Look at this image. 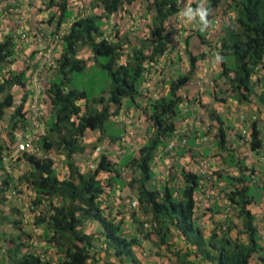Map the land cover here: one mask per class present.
Listing matches in <instances>:
<instances>
[{"label":"trees","instance_id":"1","mask_svg":"<svg viewBox=\"0 0 264 264\" xmlns=\"http://www.w3.org/2000/svg\"><path fill=\"white\" fill-rule=\"evenodd\" d=\"M133 1L92 0L93 12L77 16L62 38L63 51L55 58L56 71L47 81L45 89V100L48 99L50 105L48 114H51V119L44 118L46 133L35 141L34 149L12 158V165L26 163L28 167L18 180L10 174L2 175L6 170L3 159L15 152L18 132H25L29 125V115L25 109L30 96L28 85L31 78L27 76V70L37 65L33 54L26 63L27 66L19 73L12 69L5 71L9 65L16 63L19 49L13 37L8 36L0 41V121L4 120L7 109L15 104L14 87L23 91L21 103L11 116L7 137L3 138L0 132V203L5 201V193L13 187L18 189L24 183L31 188L37 194L36 204L48 207L36 218L34 225H45L49 231L52 230L48 238L61 251L57 259L51 257L50 260H43L26 250L27 244L23 236L29 240L30 235L23 232L14 236L0 230V243L10 245L5 252H2L0 246V264H87L98 255L100 249L107 253L114 250V255L122 262L138 263L134 248L140 244V240L127 234L123 221L112 219V213L107 212L110 207L106 204L114 193L113 190L126 187L137 190L140 210L145 215L152 214L144 222L137 217L136 211L130 212L137 225L136 229L144 239H149L151 235L156 237L155 247L166 246L170 249L175 231L183 234L188 243L197 246L199 253L212 264H250L256 253H261L264 264V247L260 244L255 216L247 209L253 199L248 197L249 190L246 185L233 191L230 199L238 205V215L244 219V230L239 235H247V244L239 238L233 240L229 237L231 224L227 225L226 231L222 224L219 225L208 241L204 238L203 230L195 220V196L200 189H205V180H209L204 177L206 175L183 169L180 174L185 180L184 186L171 187V181L174 180L171 173V179L166 180L163 187L158 188L154 184L153 164L160 151L168 147L167 140L176 134L174 119L179 113V104L183 101L178 93L192 80L199 61L205 58L203 52L196 54L192 50L189 40L186 41L185 52L189 62L188 72L179 73L176 80L170 81L168 96L160 95L155 100L151 99L148 107L141 108L152 124L153 131L140 148L139 157H130L118 164L102 153L97 158L95 170L88 172L82 171L73 160L75 154H83L89 149L84 142L88 131L101 132L98 144L106 137L112 143L121 139V133L112 135L109 131L111 118L120 115L126 98L137 103V98L143 92H140L143 81L153 69H158L159 62L169 52L171 33L166 24L182 8L178 0H141L142 4H147L146 11L153 13V22L149 27V34L139 40L140 43L133 44L131 52L128 50L131 43L125 44L122 41L121 33L116 30L118 27L112 32L107 30L108 26L111 27L112 17ZM55 3L50 0V5H55L60 12V20L56 22L59 32L72 11L70 13L69 0H58ZM221 3L222 0H208V20ZM95 9L99 11L94 12ZM228 10H231L235 18L225 24L220 37L221 45L218 49L224 58L220 62L221 77L225 79L232 97L238 103L264 105V0H229ZM198 37L201 46L208 43L206 32L201 31V26ZM85 47L92 51L95 61L106 71L110 82L109 89L105 92L108 96L101 95L93 102H90L87 92L72 87V73L86 72L88 69L87 61L78 57L80 50ZM99 57L103 61L99 62ZM173 60L170 59L169 63H173ZM259 86L262 87L260 91ZM84 101L85 106H81L79 102ZM98 105L100 106L97 107ZM210 115L223 125V120L216 111H211ZM253 137L258 138L257 131ZM219 138L222 145L226 143L222 129ZM53 152L65 157V165L70 172L65 180L59 179L55 165L57 162L50 157ZM123 168L131 170L128 181L122 177ZM101 176H105L106 181ZM241 180L243 181V177ZM176 193L179 198L175 197ZM56 200L60 201L59 204L55 203ZM8 220L7 216L0 214V227ZM89 221H97L102 227L98 236L84 231ZM98 242L104 246L99 247Z\"/></svg>","mask_w":264,"mask_h":264},{"label":"crops","instance_id":"2","mask_svg":"<svg viewBox=\"0 0 264 264\" xmlns=\"http://www.w3.org/2000/svg\"><path fill=\"white\" fill-rule=\"evenodd\" d=\"M57 1L54 0V3ZM83 2L82 0H69V9L72 14L57 32L56 22L60 20V12H58L55 5H50V0H0V41L8 36L13 37L19 49L16 63L9 65L5 71L12 69L19 73L24 66H27L26 63L29 61L30 56L35 55L34 62L37 66H32L27 70V76H30L31 79L28 85L30 96L26 108L30 105V102L34 103L33 97L37 96L40 91L39 85L37 83L33 84L31 80L44 78L48 81L54 75L56 71L54 68L55 58L59 57L63 51L62 38L76 21L77 16L91 13L88 9L89 3L84 2L86 6H83ZM86 7L88 10H85ZM52 16H54V19H52ZM194 27L196 26L194 25ZM197 28L191 32L190 47H192V44L196 47V44H200L198 37L200 25ZM38 32H43L46 39L38 41L35 38ZM84 49L92 53L88 47ZM200 49V53L203 52L205 58L199 61L198 69L192 80L178 93L183 101L179 104V113L174 119L176 134L167 140L168 147L160 151L153 164L154 184H157L158 188L163 187L164 182L171 179V173L174 180L171 181L170 186L174 188L184 186L185 180L180 174L183 169L199 175L213 174V177L204 176L209 179L205 180V189H200L195 196L197 202L195 220L202 228L204 238L207 241L216 227L222 224L224 229L227 228L228 224H231L229 237L233 240L239 238L247 244V235H239V232L244 230V219L238 215V205L230 199L233 191L246 185L249 190L247 195L253 199L247 209L255 216L260 244L264 247V150L259 148L258 138L254 137L250 144H244L240 137V115L244 113L250 116L260 111L264 121V105L248 102L238 103L232 97L230 87L226 84L225 79L221 77V63L216 64L213 62L215 55L220 52V48L216 50L212 43L208 42L206 45H202ZM43 54H48L51 58L48 66H45L44 61L41 59ZM173 59V63L168 62L167 64V60L164 58L159 64L165 63L167 69L172 66V69L177 73L176 76L172 78L164 77V75L160 76L159 73L151 72L141 85L143 92L137 103L130 102V98L125 99L124 105L126 104L129 107L121 110L118 116H122L126 112L127 116L130 117L128 119L130 123L127 122L128 126H123L128 133L129 141L127 144L124 143L125 137L122 135L121 139L115 143L106 140L109 142L106 154L112 162L116 163L118 161L117 163L120 164L126 154L139 157L140 148L147 142L151 131H153L152 124L144 116L145 114L141 108L148 107L151 99L155 100L160 95L161 97L168 96L170 81L176 80L179 73L186 74L178 71L179 67L176 65V59L174 57ZM165 72L169 73V71ZM262 74L264 75V71ZM155 85L161 87V93H159L160 90L153 92ZM260 88L262 87H258L259 91ZM187 89H189V92L186 91ZM13 91L15 103L16 91L20 96L19 101L21 103L23 91L19 87H14ZM145 94L147 95L145 96ZM142 97H145V99ZM44 98H46L45 93L40 96L39 101L35 104L38 105L39 102V106L43 108L45 117L48 120L51 119V114H48L50 105L48 99L45 100ZM211 111H216L217 115L222 118V126L211 118ZM118 116L115 118H118ZM113 122L118 124L117 120ZM220 129L223 130L226 138V143L223 145L221 144V138H219ZM89 132L93 136L86 139ZM100 136L101 132L99 130L88 131L85 134L84 142L89 149L83 154L78 153L73 156V160L82 171L88 172L89 160L85 159L84 156L90 153L91 146L94 143L98 144ZM134 142L140 143L138 149H136L137 145H133ZM170 144L177 145L175 149L171 150ZM92 155L95 157L94 154ZM50 157L57 162L55 165L59 179H67L70 172L67 165H65V157L56 153L51 154ZM117 158L118 160H116ZM27 168L26 163L13 164L9 174L18 180ZM123 169L125 170V180H130L131 177L128 176L131 170L128 168ZM5 174H8L6 170L2 175ZM230 177L233 180H228ZM241 177H243V181ZM132 191L134 190L129 187L122 190L114 189V193L106 205L110 207L107 212L112 213L111 218H117L118 221L122 220L125 232L140 240V244L134 248L138 263L122 262L114 255V250L107 253L105 250L100 249L98 255L93 260H89L87 264H212L199 253L197 246L188 243L183 234L179 232H173V246L170 249L166 246L155 247L154 243L157 242V239L154 235H151L149 239H144L140 231L136 229L137 225L131 213L136 211L137 217L144 222H147L146 220L151 218L152 214L145 215L139 206H135L137 208L133 207L134 203L138 202V197L137 193L134 194ZM4 197L5 201L0 203V214H4L9 220L1 225L0 230L14 236L25 232L31 237L28 240L23 236V240L27 244L26 250L36 254L43 260H50L51 257L57 259L61 251L48 238L53 231H49L45 225H34L36 218L44 213L45 208H48L36 204V192L22 183L18 189H14V187L11 190L9 189ZM175 197L179 198V194L176 193ZM210 198L211 201H208ZM59 202V200L55 201L56 204H59ZM9 216L13 219H10ZM17 222H19V225H16ZM91 229L92 231H89ZM101 230L102 227L97 221H89L84 228L86 233L95 236H98ZM224 230L226 231V229ZM146 231L148 230L146 229ZM100 244L102 245V243ZM0 246L2 252L10 248L9 243L5 242H1ZM91 254L93 255V251H91ZM250 264H263L261 253L254 254Z\"/></svg>","mask_w":264,"mask_h":264},{"label":"rangeland","instance_id":"3","mask_svg":"<svg viewBox=\"0 0 264 264\" xmlns=\"http://www.w3.org/2000/svg\"><path fill=\"white\" fill-rule=\"evenodd\" d=\"M83 1L92 3V0H82V2ZM84 2H83V6H86ZM207 2L208 0H190L191 6L193 8L197 7L201 3H203L204 6L206 7ZM183 3H189V0H183ZM228 4H229V0H222V3L220 4L218 10L213 15H211L209 18V21H210L209 27L206 30H204V32H206L208 42H211L212 46L215 47L216 50L220 48V45H221L220 37L223 34V27L225 26V24H229L231 21L234 20L233 18H235L231 10H228ZM180 5L181 7L183 6L181 3ZM146 6L147 4L146 3L142 4L141 0H134L131 4H126L124 8L121 10V12L118 15H116L111 21L112 26H114V28L111 29V32L114 31L116 27H118V29L116 30L121 33L120 35H121L122 41L125 44H127V42L131 43L130 45L131 48L128 49L130 52L134 48L133 44H137V42L140 43L139 40L144 39L146 35H148L150 32L149 27L152 25V22H153L152 21L153 13L147 12ZM194 25L196 27H194ZM199 25L200 24L198 23V20L193 21L191 23H186L183 18L178 16V14L174 16L173 18H171V20L166 24L168 31L171 33L170 46L168 50L169 52L167 53V55H165V60H167V64L169 60L174 57L176 59V65L179 67V71L183 70L185 73L188 72L189 62H188V56L185 53L186 52V41L190 40L191 32L193 30L198 29L197 26ZM196 45L198 46V49L196 46H193V44L191 48L198 54L200 53L201 45L200 44L199 45L196 44ZM78 57L80 59H84L87 61L88 69L86 72H73L72 73V77H71L72 87L80 91L87 92L90 102H93L94 99H97L101 95L106 96L107 93L105 92L108 91L109 85H110V82L107 79L108 77H107L106 71L100 68L99 64L94 59V55L92 53L87 52L85 49L80 50ZM101 61H103V59L99 57V62ZM165 71H169V73ZM152 72L159 73L160 76L164 75V77H171V78L173 76H176L177 74L175 70L172 69V66L169 67V69H167V65L165 63H163L162 65L159 64L158 69L157 70L153 69ZM141 89L142 87L140 86V92L142 91ZM157 90H160L159 93H161V87L155 85V89L153 92H156ZM186 91L189 92V89H187ZM146 95L147 94H145V96ZM142 98L145 99V97H142ZM19 99H20V96H18L17 91H16V103L14 104L12 108L7 109V113H6L4 120L0 121V132L3 135V138H6L8 135L11 116L16 106L20 103ZM138 100H139V97L137 98V101ZM79 104L81 106H85V101L79 102ZM99 106L100 105H98L97 107ZM126 107H129V106L125 104L124 108L126 109ZM128 119H130V117H128L126 112H124L122 116H118V118L114 117L109 122L111 126L109 131L111 132V134L116 135V134L121 133L120 135L125 137V140H123V142L126 144L129 141V137L127 136L128 133L124 127L126 125L128 126V123H130ZM115 120L118 121V124L113 122ZM23 133L24 132L19 131L18 137L23 136L24 138ZM92 136H93L92 133L89 132L88 137L86 139H90ZM106 140H110V138L106 137L105 140L102 142L103 146L107 148L109 142H107ZM133 145H137L136 149H138L140 143L134 142ZM99 146H101V144L94 143V145L91 146L92 153H87V155H89L90 157H88L87 155L84 156L85 159L89 160V163H93V162L97 163V158H99L100 155H96L95 157H93L92 154L96 151V149ZM106 148L101 152V154L102 153L106 154V152L108 151V149ZM52 154H54V152ZM126 155L121 160V162L127 161V158L133 157L132 156L133 154H129L127 155V157ZM116 160H118V158ZM124 173H125V170L122 171V177H124ZM101 177L106 181L105 176H101ZM128 177H131V173ZM134 191L132 192L136 194L137 190H134ZM9 218L13 219L10 216ZM89 231H92V229ZM97 244L99 245V247L102 246L100 242H98Z\"/></svg>","mask_w":264,"mask_h":264},{"label":"built area","instance_id":"4","mask_svg":"<svg viewBox=\"0 0 264 264\" xmlns=\"http://www.w3.org/2000/svg\"><path fill=\"white\" fill-rule=\"evenodd\" d=\"M35 38L38 41H43L46 39V35L43 32H38ZM41 59L44 61L45 64L50 63V60H51L48 54H43L41 56ZM34 83H37L39 85L40 91L38 92L37 96L33 97L34 103L30 102V105L27 106V111L29 112L31 116V124L26 129V132L24 134L25 137L23 138V136H21L19 138L15 153L3 159L5 167L8 170H10L9 165L12 161V158H15V156H17L18 154L34 149L35 141L40 136L45 135V131H46V125L44 122L45 113H44L43 108L39 106L40 105L39 102H38V105L35 103L39 101L40 96L44 95L47 81L44 78H38L37 80L33 79V84ZM241 119H242V127L240 129V134L242 137V142H244L245 144H250L252 141V137L255 133V126H258L257 133L259 136V143H260L259 145H260V149L264 150V122L260 119V116L258 114H255V115L250 116L249 119L242 116ZM174 147H175V144L170 145L171 149H173ZM104 149H105V146L103 145L99 146L96 149L94 155L95 156L101 155V152ZM97 163L96 162L89 163L88 170H91V171L94 170L97 167ZM205 175L208 176V174H205ZM137 205L138 203L135 202L134 206H137Z\"/></svg>","mask_w":264,"mask_h":264},{"label":"clouds","instance_id":"5","mask_svg":"<svg viewBox=\"0 0 264 264\" xmlns=\"http://www.w3.org/2000/svg\"><path fill=\"white\" fill-rule=\"evenodd\" d=\"M178 2L179 3H181L183 6H182V8H181V10L178 12V16L179 17H181V18H183L184 20H185V22L186 23H191V22H193V21H197L198 20V23L200 24V26H201V31H204V30H206L208 27H209V24H210V21L208 20V17H209V15H210V11H209V9L207 8V7H205L204 6V4L203 3H201V4H199L197 7H195V8H193L192 6H191V3H190V0H189V3H183V0H178ZM146 3V2H145ZM88 9L91 11V13L93 12L92 10H91V3H89V6H88ZM87 9V7L85 8V10H88ZM99 10L98 9H95L94 10V12H98ZM121 12V11H120ZM90 12L88 13V14H91ZM119 14V13H118ZM117 14V15H118ZM116 16V15H115ZM115 16H113L112 17V19L115 17ZM112 19H111V21H112ZM111 21H110V25H111V27L110 28H108L107 30H109V31H111V29L112 28H114V26H112V24H111ZM165 58V57H164ZM223 56H221L219 53H217L216 55H215V58H214V63H216V64H218V63H220V62H222L223 61ZM163 60V59H162ZM31 81H33V80H31ZM46 85H47V83H46ZM15 111V110H14ZM25 111H27V108L25 109ZM28 112V111H27ZM255 114H258L259 116H260V112L258 111V112H256V113H254V114H252V115H255ZM28 115H29V125H28V127L30 126V124H31V118H30V114H29V112H28ZM252 115H250V116H252ZM242 116H244L245 118H250V116H247V115H245L244 113H242L241 115H240V119H241V117ZM114 117H116V116H113L112 117V119L114 118ZM44 118H45V116H44ZM262 120V119H261ZM263 121V120H262ZM45 122V121H44ZM264 122V121H263ZM45 125H46V123H45ZM27 127V128H28ZM241 127H242V119H241ZM258 126H255V131H257V128ZM241 129V128H240ZM26 132V131H25ZM25 132L23 133V135L25 134ZM45 133H46V131H45ZM21 136V135H20ZM254 136V135H253ZM25 137V136H24ZM240 137H241V134H240ZM19 138L20 137H18V139H17V143H18V141H19ZM254 137H252V139H253ZM258 139H259V136H258ZM241 140H242V137H241ZM244 143V142H243ZM101 145H103L102 143H100ZM245 144V143H244ZM171 145V144H170ZM170 145H169V147H170ZM176 145L177 144H175V147H176ZM34 147H35V144H34ZM175 147L173 148V149H175ZM16 148H17V144H16ZM106 148V147H105ZM107 149V148H106ZM171 149V148H170ZM173 149H171V150H173ZM16 151V150H15ZM15 153V152H14ZM14 153H12V154H14ZM95 153V152H94ZM93 153V154H94ZM11 154V155H12ZM51 155V154H50ZM5 157H7V156H5ZM4 157V158H5ZM17 156H15V158H16ZM10 170H8L7 168H6V171L8 172V174L11 172V166H12V164L10 163ZM95 170V169H94ZM94 170H92V171H94ZM88 171H91V170H88ZM138 203V202H137ZM137 206H139V205H137Z\"/></svg>","mask_w":264,"mask_h":264}]
</instances>
